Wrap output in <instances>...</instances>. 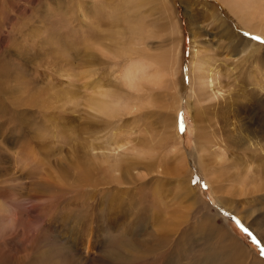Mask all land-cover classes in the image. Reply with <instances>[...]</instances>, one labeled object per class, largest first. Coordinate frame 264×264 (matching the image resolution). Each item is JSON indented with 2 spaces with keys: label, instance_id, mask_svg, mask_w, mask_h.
<instances>
[{
  "label": "rangeland",
  "instance_id": "1",
  "mask_svg": "<svg viewBox=\"0 0 264 264\" xmlns=\"http://www.w3.org/2000/svg\"><path fill=\"white\" fill-rule=\"evenodd\" d=\"M206 218L264 264V0H0V264H226Z\"/></svg>",
  "mask_w": 264,
  "mask_h": 264
},
{
  "label": "bare ground",
  "instance_id": "2",
  "mask_svg": "<svg viewBox=\"0 0 264 264\" xmlns=\"http://www.w3.org/2000/svg\"><path fill=\"white\" fill-rule=\"evenodd\" d=\"M256 6V5H255ZM259 6H258V10H259ZM249 13H245V15H246V17H247V20H249V21H254L255 20V14L257 13V10L256 9H254V10H249L248 11ZM245 15L243 16L242 15V17L244 18L245 17ZM255 15V16H254ZM258 16V15H257ZM249 17V18H248ZM246 19V18H245ZM247 20H246V22H247ZM260 24H262V23H260ZM258 28V27H257ZM262 29V28H261ZM247 42V41H246ZM246 42H245V44H246ZM250 47V46H249ZM250 48H252V47H250ZM250 50H252V49H250ZM255 51V50H254ZM257 51H258V49H257ZM196 62H193V64H192V70L194 71V72H196ZM135 66V65H134ZM138 72V71H137ZM129 73V72H128ZM130 74V73H129ZM129 74H127V75H129ZM199 89V88H198ZM107 95H108V93H107ZM104 98V97H103ZM102 99V98H101ZM102 102V101H101ZM101 102H98V103H101ZM103 103V102H102ZM98 104L97 105V109L99 110V112H101V113H103V114H106L107 112V110H108V108L106 107V106H104V105H107V106H110V105H108V104H105V102H104V105L103 104ZM115 109L117 108V106H115L114 107ZM108 111H110V108H109V110ZM112 111V110H111ZM109 114H110V112H109ZM114 114H116V113H114ZM118 114V113H117ZM112 116V115H111ZM114 116V115H113ZM210 179V178H209ZM212 223H211V221L208 219V218H206L205 220H204V226H205V228L207 229V231H208V233L211 235V236H214L215 238H217L218 239V241L219 242H224V243H226V242H228V245L229 246H225V245H220L219 246V250H218V252L216 253V256H207L206 257V260L207 259H211V260H214V258H215V261L216 262H218V261H220V258H223V257H225V261L227 262L226 264H238V262L240 261V259L242 258H244V255H246V254H243V253H241L239 256H237L234 252H233V250L234 251H236V250H238L239 249V247H238V245L230 238V236L226 233V232H224L223 233V236H219L217 233H216V230H215V228L214 227H210V225H211ZM211 226H213V225H211ZM222 229V228H221ZM208 234V235H209ZM213 239V238H212ZM209 240V239H208ZM152 241H154L155 242V244H152ZM152 241L151 242H148V241H145L144 242V244H142V245H138V244H132V245H130V246H128V248H127V250H129V252L130 253H132V254H134L135 256H134V261L137 259H139L140 257H141V255L143 254V255H151V256H156V257H158V258H153L150 262H149V264H165L166 263V260H165V258L163 257V255L161 254V253H159V249H160V246H161V240L159 239V240H154V239H152ZM158 241V242H157ZM157 242V243H156ZM208 242V241H207ZM163 243V242H162ZM178 250V249H177ZM162 252V251H161ZM221 252V253H220ZM129 253V254H130ZM116 253H114V255H115ZM161 254V255H160ZM173 254L179 259L180 258V256L178 255V252H176V249H175V251L173 252ZM167 255V254H166ZM137 256V257H136ZM115 257H118L117 255L115 256ZM112 258H114V257H112ZM168 258V257H167ZM214 261V262H215ZM256 261H258L259 263L261 262V261H259V260H255V258H254V262H256ZM165 262V263H164ZM221 262V261H220ZM220 262H218V263H220ZM218 263H216V264H218ZM173 264H177V262L176 261H173Z\"/></svg>",
  "mask_w": 264,
  "mask_h": 264
},
{
  "label": "clouds",
  "instance_id": "3",
  "mask_svg": "<svg viewBox=\"0 0 264 264\" xmlns=\"http://www.w3.org/2000/svg\"><path fill=\"white\" fill-rule=\"evenodd\" d=\"M14 228L12 219H9L6 223L0 224V233L11 231Z\"/></svg>",
  "mask_w": 264,
  "mask_h": 264
},
{
  "label": "snow or ice",
  "instance_id": "4",
  "mask_svg": "<svg viewBox=\"0 0 264 264\" xmlns=\"http://www.w3.org/2000/svg\"><path fill=\"white\" fill-rule=\"evenodd\" d=\"M257 39H260L259 37H257Z\"/></svg>",
  "mask_w": 264,
  "mask_h": 264
}]
</instances>
